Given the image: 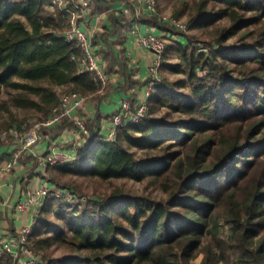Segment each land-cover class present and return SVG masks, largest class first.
Listing matches in <instances>:
<instances>
[{"label":"trees","instance_id":"1","mask_svg":"<svg viewBox=\"0 0 264 264\" xmlns=\"http://www.w3.org/2000/svg\"><path fill=\"white\" fill-rule=\"evenodd\" d=\"M157 2L143 21L179 38L167 43L148 114L115 139L95 134L77 161L31 171L81 196L104 181H138L143 190L94 189L84 205L46 196L26 242L41 264H264V0ZM113 3L94 0L89 15L104 12L111 22L92 40L103 46L96 53L104 65H122L127 89L133 78L110 37H127L135 15L131 7L129 16L111 11ZM166 7L172 18L188 9L195 33L164 21ZM222 19L213 39L196 38ZM66 27L45 0H0V134L30 131L65 94L100 90L94 72L72 58L81 49L66 40ZM97 117L87 121L92 133ZM71 122L43 131L58 138ZM13 137H0V165L18 147Z\"/></svg>","mask_w":264,"mask_h":264},{"label":"built area","instance_id":"2","mask_svg":"<svg viewBox=\"0 0 264 264\" xmlns=\"http://www.w3.org/2000/svg\"><path fill=\"white\" fill-rule=\"evenodd\" d=\"M112 1V0H110ZM147 10L157 11V0H144ZM46 8L52 12H61L64 14L67 28L64 30V37L67 41L76 42L81 49L78 56H73L79 62L81 70L89 69L94 72L96 83L99 89H103L111 79V74L106 70L102 62V55H98L93 46L91 31L86 28L85 20L90 13L94 0H45ZM143 9V8H142ZM142 9L136 8L139 13ZM123 13L131 14L129 7H123ZM171 21L181 30H188V25L184 22L171 18ZM131 35H136L138 42L145 48L153 50L155 58L148 69L150 80L144 86V97L142 100L133 97L121 98L119 108L110 116V127L107 131H98L95 139L107 140L115 139L118 130L125 124H134L140 121L149 112L150 98L156 88L157 82L161 77L163 56L167 47V39L156 32H141L138 25L131 30ZM88 96L78 92L65 94L61 98V108L54 109L53 114L39 121L33 129L28 132H20L17 128H11L0 134L1 138L14 136L18 138V147L13 152L12 158L0 165V176L11 172L19 162L22 155L32 149L41 138L43 129L49 128L62 122L64 118L73 121L80 138V144L77 150L70 151L62 148L60 143L53 142L50 150L41 158V164L44 168L48 165H63L77 161L81 157L80 149L92 139L91 130L87 121L80 115V110L85 108ZM60 110V111H59ZM27 123H25L26 125ZM63 197L70 203L84 205L87 203V197L68 187L54 188L41 186L39 189L27 187L16 203H12L9 198L0 199V210L4 207L12 206L19 215H29V223L21 226L20 234L8 238L0 236V264H3L6 256H11L14 264H41V258L38 254L32 252L27 246L29 235L32 233L35 222L37 221L40 208L46 196Z\"/></svg>","mask_w":264,"mask_h":264},{"label":"crops","instance_id":"3","mask_svg":"<svg viewBox=\"0 0 264 264\" xmlns=\"http://www.w3.org/2000/svg\"><path fill=\"white\" fill-rule=\"evenodd\" d=\"M112 1L114 3L110 10L115 11L117 14L123 13L122 10H120L123 7H131L134 10L133 15L135 16H133V18L135 22H133V27L138 25L141 32L153 31L162 35L164 34L163 32L160 33L157 29L151 28L147 22L143 21L144 17L141 14H143V12H148L145 4H143V9L138 13L136 8L142 3L139 2L138 5L137 0H135L136 2L133 0ZM84 20L86 28L91 31L92 39L96 32L105 31L106 28H109L111 22L108 14L104 12L96 13L92 16L88 15ZM164 35L172 38L169 42L174 41V35ZM110 40L116 45V58H126L127 69L131 74L129 75L133 78L134 86L127 89L124 87V75L121 74L120 71L122 65L116 64L115 66L109 67L105 61V67L107 68L108 65L107 69H110L109 72L112 79L110 81L111 83H109V88L107 87L108 90L107 88L100 89L99 92L90 96L87 105L80 111V115L88 122L94 121L96 116H100L99 118L97 117V123H94V132H91L92 135H95L98 131H107V127H110V116L118 110L121 98L129 96L136 100L138 99V101L143 99L145 81L148 78V69L155 58L154 51L143 47L138 42L136 35H131L130 33L127 37H110ZM95 45V50H97V48L101 50V47H103L101 44ZM124 48L125 54L122 53V49ZM97 94L100 95L101 98L97 99ZM79 140L80 138L75 127L68 128L58 136V138H53L50 133L43 131L40 142L22 155L11 172H7L0 176V199H2V197L9 198L12 203H16V201L22 197L26 186L31 188L37 187V189L41 186H47L54 189L52 183L44 179L41 174L34 175L31 171L34 168H36V172L45 171L46 168L42 166L41 158L50 150L53 142L60 143V146L66 150L74 151L80 144ZM29 156H34V158H38L40 161L34 166V160L31 159L28 161L27 158ZM14 209L15 208L12 206H9L0 210L1 238L14 236L19 228L29 223L31 219L29 215H19Z\"/></svg>","mask_w":264,"mask_h":264},{"label":"rangeland","instance_id":"4","mask_svg":"<svg viewBox=\"0 0 264 264\" xmlns=\"http://www.w3.org/2000/svg\"><path fill=\"white\" fill-rule=\"evenodd\" d=\"M134 2H136L135 0H133ZM137 2H138V5H139V2L140 3H142V4H140L139 5V7L138 8H140V9H142L143 8V4H145L146 5V2L144 1V0H137ZM183 2V0H178V4H180V3H182ZM191 5H193V3H191V4H189V6H191ZM169 6L170 7H172L173 6V3H170L169 4ZM147 7V6H146ZM170 7H166L162 12V19L164 20V21H167V22H170L171 23V18H172V14H171V8ZM191 16V14H190V12H189V10L187 9V11H186V13L184 14V15H182L181 17H179V18H175V19H177V21H181V22H184V23H186L187 25H188V30H183L184 31V33L186 34V35H188V36H190V35H193L194 33H195V30L194 29H191L190 27H189V17ZM98 18V17H97ZM228 23V20L227 19H222V20H218L217 22H215L212 26H209L207 29H203L202 31H200V32H198V34H197V37L196 38H198V39H203V40H211V39H213V37H215V36H211L213 33H216V31L218 30V29H220L222 26H224V25H226ZM67 28V27H66ZM65 28V29H66ZM160 33H162V32H160ZM162 35V34H161ZM165 38H167V43H169V40L170 39H172V38H169V37H166L165 35H163ZM174 37V39L176 40V39H178L179 37L178 36H173ZM235 40V38L234 39H232V40H230V42H233ZM177 55L178 54H174L173 55V58H175V60H179L180 61V59L181 58H178L177 57ZM154 61V60H153ZM162 73V72H161ZM176 76H180V75H177V74H175L173 77H176ZM112 79H110L109 80V82H108V84L104 87V89H106L107 87L109 88V83H111L110 81H111ZM108 88H107V90H108ZM100 91V90H99ZM98 91V92H99ZM105 91V90H104ZM2 92H4V90H2ZM4 94V93H3ZM6 96V95H5ZM89 97L90 96H88V99H89ZM88 101V100H87ZM86 105H87V102H86ZM85 105V106H86ZM81 111V110H80ZM70 121V120H69ZM74 126L73 127H75L76 128V126H75V124L73 123V122H71ZM77 129V128H76ZM103 131V130H102ZM14 138V137H13ZM3 139H5L6 140V138H3ZM8 140H10V141H14L15 139H8ZM18 140V139H17ZM80 141V140H79ZM81 142V141H80ZM76 150H77V148H76ZM113 186H123V187H125V188H132V189H138V190H140V191H142L143 190V186H144V184L143 183H140V182H138V181H132V180H128L127 182H114V183H110V181H104V182H96V185H94V184H89L88 185V188L89 189H87V192L88 193H91V194H93V190L94 189H99V190H102V191H110V190H112V187ZM69 188V187H68ZM73 188V187H72ZM72 188H70V189H72ZM74 189V188H73ZM76 191V190H75ZM91 194H85V196H87V197H89L88 195H91ZM226 232L225 233H227V231H228V226H226V230H225ZM44 262V261H43ZM3 264H6V261L4 260V262H3Z\"/></svg>","mask_w":264,"mask_h":264},{"label":"water","instance_id":"5","mask_svg":"<svg viewBox=\"0 0 264 264\" xmlns=\"http://www.w3.org/2000/svg\"><path fill=\"white\" fill-rule=\"evenodd\" d=\"M42 200H44V197H42Z\"/></svg>","mask_w":264,"mask_h":264}]
</instances>
